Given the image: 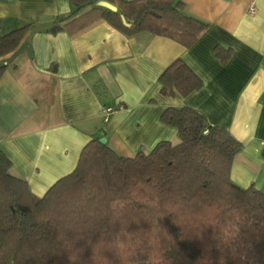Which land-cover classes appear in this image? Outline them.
I'll return each mask as SVG.
<instances>
[{
	"label": "trees",
	"instance_id": "1",
	"mask_svg": "<svg viewBox=\"0 0 264 264\" xmlns=\"http://www.w3.org/2000/svg\"><path fill=\"white\" fill-rule=\"evenodd\" d=\"M70 1L74 9L51 33H73L102 18L128 36L147 31L189 47L208 27L184 12L182 0H104L116 10L101 0ZM28 28L0 32V57ZM214 50L222 59L230 54ZM9 66L0 64V78ZM158 81L164 96L202 86L181 58ZM160 120L176 129L179 142L161 140L122 156L93 136L75 168L42 196L0 150V264H264V192L230 179L241 142L189 106L167 107Z\"/></svg>",
	"mask_w": 264,
	"mask_h": 264
},
{
	"label": "crops",
	"instance_id": "2",
	"mask_svg": "<svg viewBox=\"0 0 264 264\" xmlns=\"http://www.w3.org/2000/svg\"><path fill=\"white\" fill-rule=\"evenodd\" d=\"M182 1L185 13L208 24L189 47L147 31L128 36L102 18L51 33L74 9L70 0H0L2 34L29 25L18 47L0 57L10 63L0 78V150L34 194L71 172L98 133L122 156L179 142L160 114L183 106L241 142L230 179L264 192V0ZM216 46L230 50L227 59ZM176 58L202 86L164 96L158 76ZM104 106L115 107L106 118Z\"/></svg>",
	"mask_w": 264,
	"mask_h": 264
},
{
	"label": "water",
	"instance_id": "3",
	"mask_svg": "<svg viewBox=\"0 0 264 264\" xmlns=\"http://www.w3.org/2000/svg\"><path fill=\"white\" fill-rule=\"evenodd\" d=\"M98 3H99V5H101V6H105V7H107V8L112 9V10H116V7H115L113 4H111V3L107 2V1L101 0V1H99ZM124 23H125V22H124ZM97 137H99V140H100L102 143H105V142H106L105 137L102 136L100 133L97 134Z\"/></svg>",
	"mask_w": 264,
	"mask_h": 264
},
{
	"label": "built area",
	"instance_id": "4",
	"mask_svg": "<svg viewBox=\"0 0 264 264\" xmlns=\"http://www.w3.org/2000/svg\"><path fill=\"white\" fill-rule=\"evenodd\" d=\"M249 13H251V14H254L255 13V8L253 6L250 7ZM113 110H115V107H113V106H104L103 107V110H102L103 111V114H104V117L106 118V116L110 112H112Z\"/></svg>",
	"mask_w": 264,
	"mask_h": 264
}]
</instances>
